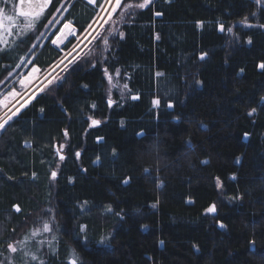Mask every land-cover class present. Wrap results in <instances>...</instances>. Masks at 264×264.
Masks as SVG:
<instances>
[{
    "label": "trees",
    "instance_id": "trees-1",
    "mask_svg": "<svg viewBox=\"0 0 264 264\" xmlns=\"http://www.w3.org/2000/svg\"><path fill=\"white\" fill-rule=\"evenodd\" d=\"M62 1L0 0L2 86L73 42L39 37ZM102 2L65 0L64 19L80 34ZM120 31L2 127L0 264H264V4L149 0Z\"/></svg>",
    "mask_w": 264,
    "mask_h": 264
},
{
    "label": "rangeland",
    "instance_id": "rangeland-1",
    "mask_svg": "<svg viewBox=\"0 0 264 264\" xmlns=\"http://www.w3.org/2000/svg\"><path fill=\"white\" fill-rule=\"evenodd\" d=\"M126 4L132 3H124L121 0L120 5L117 6L116 0H103L101 7L103 8L106 5L107 10L109 9L107 14L105 15L106 12L104 11L101 17L98 16L99 13L97 11L92 21L80 34H77L76 28H74L70 36L73 42L46 69H40L37 65H30L31 57L24 56L20 60L22 68L19 73L17 75L13 74L7 84L3 86L0 84V131L37 93L59 82L72 66L88 60H94L99 55V58L103 59L113 38L121 34L120 25L128 16L131 9L124 7ZM65 11L66 4L65 0H63L54 12L45 30L40 33L39 37L42 40L49 37L51 40H54L66 22L72 23L71 20L64 19ZM97 17L99 18L96 21ZM237 23L246 26L250 25L247 18ZM229 28L232 29L233 25L227 29ZM226 32L231 33L232 31L226 30ZM106 71L108 75L105 74ZM104 76L107 82L106 89L109 99H112L114 91L120 95L126 94L125 84L121 81L117 71L109 72L107 69H104ZM108 76L112 77L111 81H109ZM48 238L47 234L42 238L41 236L37 237L36 239L39 240L38 246L40 244L43 245V241Z\"/></svg>",
    "mask_w": 264,
    "mask_h": 264
},
{
    "label": "snow or ice",
    "instance_id": "snow-or-ice-1",
    "mask_svg": "<svg viewBox=\"0 0 264 264\" xmlns=\"http://www.w3.org/2000/svg\"><path fill=\"white\" fill-rule=\"evenodd\" d=\"M120 2H121V0H116V4H117V6L120 5ZM256 2H257L258 4H264V0H256ZM26 3H27V0H19V7H20L21 9H23V6H24ZM148 3H149V0H143L142 3H139V4H126V5H124V7H126V8H133V7H135V8L143 9ZM19 15L27 16L28 13H27L26 11L21 10V11L19 12ZM157 15H159V13H157ZM7 19L12 20V19H14V17L9 16V17H7ZM223 30H224V29H223V26L221 25V31H223ZM227 31L231 32L232 29L229 28V29H227ZM120 35L123 37V33H121ZM203 58H204V57L201 56V59H203ZM261 67H264V65H261ZM105 74L108 75V74H107V71L105 72ZM117 74H119V69H117ZM157 75H160V74L157 73ZM108 79H109V81H111L112 77H111V76H108ZM124 87L127 88V84H125ZM133 99H136V97H133ZM153 103L156 104V103H158V102H157V101H153ZM110 104H111V100H110ZM171 106H172V105H169V107H171ZM252 111L254 112L255 109H253ZM250 114H251V113H250ZM95 123H98V122H97V121H93V124H95ZM77 156H79V153H77ZM61 159H64V157H61ZM205 163H207V162L205 161ZM52 175H53V177H55L56 173L53 172ZM16 210L19 211L20 209L17 208ZM107 210H108V211H111V208L109 207ZM206 211H208V212H213V211H214V206L209 207ZM221 227H223V225H221ZM41 230L44 231V232H48V231H50L51 229H50V225H49V223H48V222H44V223H43V226H42V229H36V230H34L33 233H32V235L35 236V235H36L39 231H41ZM81 230H83V228H82ZM21 243H23V242H21ZM8 248H9V250L12 251V252H16V251H17V248H16L13 244H9V245H8ZM32 259L35 260L36 257H35V256H32ZM71 264H76L75 260L71 261Z\"/></svg>",
    "mask_w": 264,
    "mask_h": 264
},
{
    "label": "water",
    "instance_id": "water-1",
    "mask_svg": "<svg viewBox=\"0 0 264 264\" xmlns=\"http://www.w3.org/2000/svg\"><path fill=\"white\" fill-rule=\"evenodd\" d=\"M52 0H27V3L23 6V9L19 7V0H18V11L21 10L26 11L28 15H36L40 13L41 11L47 9ZM89 5H95L97 0H84ZM74 25L70 22H66L60 32L58 33L57 37L54 39L53 43L56 46L62 45L64 42H66L70 36L72 31L74 30ZM98 122V120H95ZM96 124V123H95ZM214 206V204H211V207ZM215 211V210H214ZM211 212V213H214Z\"/></svg>",
    "mask_w": 264,
    "mask_h": 264
},
{
    "label": "built area",
    "instance_id": "built-area-1",
    "mask_svg": "<svg viewBox=\"0 0 264 264\" xmlns=\"http://www.w3.org/2000/svg\"><path fill=\"white\" fill-rule=\"evenodd\" d=\"M112 5V4H111ZM110 5V6H111ZM102 7L100 6V8H99V10H98V16H101L102 17V14H103V12L105 11L106 13H105V15L107 14V12L109 11V9L107 10V7H106V5H104L103 6V8L101 9ZM98 18L99 17H97V19H96V21L98 20ZM102 23V22H101Z\"/></svg>",
    "mask_w": 264,
    "mask_h": 264
}]
</instances>
